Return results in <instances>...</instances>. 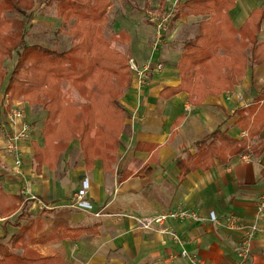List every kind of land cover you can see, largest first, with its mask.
Masks as SVG:
<instances>
[{"label": "crops", "instance_id": "obj_1", "mask_svg": "<svg viewBox=\"0 0 264 264\" xmlns=\"http://www.w3.org/2000/svg\"><path fill=\"white\" fill-rule=\"evenodd\" d=\"M174 2L167 0L166 8ZM156 5L157 1L152 4ZM257 8H264V0H237L229 11L236 29ZM122 16L133 32L130 57L141 66L149 61L161 63L162 69L153 70L144 84L132 76L121 99L129 117L116 161L106 164L99 157L87 168L79 143L74 141L56 166L38 165L34 144L44 145L45 111L23 101L7 99L4 107L0 103L4 124L0 128V188L24 197L15 213L0 214V240L12 247V236L33 220L32 235L31 230L24 235L35 239L29 249L43 256L61 255L64 264H237V246L244 232L211 221L209 215L214 211L220 219L231 214L239 217L246 230L256 226L251 255L243 264H264V213L260 217L257 213L264 193V129L252 140L258 143L254 149L229 161L218 160L213 167L198 169L183 179L177 165L181 155L195 152V144L220 125L234 137L246 134L236 112L264 91V20L258 46L245 51L248 62L249 58L255 62H249L235 89L194 105L188 92L167 99L162 91L181 83L184 44L197 35L182 31L209 16L178 18L174 22L177 29L163 30L157 46L147 40L152 24ZM15 107L24 110L25 119L12 123L8 116ZM24 121L31 124L30 136L18 142V153L11 152L8 136L20 130ZM86 177L90 210L72 207L73 195ZM23 208L28 213L22 216ZM181 209L203 220L169 218L163 224L144 226L155 216ZM12 249L24 251L22 244ZM183 251L189 256H183Z\"/></svg>", "mask_w": 264, "mask_h": 264}, {"label": "trees", "instance_id": "obj_2", "mask_svg": "<svg viewBox=\"0 0 264 264\" xmlns=\"http://www.w3.org/2000/svg\"><path fill=\"white\" fill-rule=\"evenodd\" d=\"M236 2L181 0L177 6L166 8L167 0H160L161 7L174 14L173 22L187 15L209 16L199 22L196 37L184 44L179 63L181 83L165 88L163 97L188 92L192 104L201 105L209 96L233 91L239 84L249 62H255V58L248 62L245 51L258 46L264 8L255 9L245 25L236 29L229 15ZM107 5V0H57L59 13L74 20L70 29L79 38L69 49L58 51L31 44L27 39L28 27L38 10L33 0H0V93L9 100L24 99L30 105H42L46 113L44 145L34 144L38 165L56 166L74 141L79 143L87 168L99 157L106 164L117 159L129 117L121 99L130 86L132 71L128 56L110 47L101 28L108 21ZM9 13L23 17L7 16ZM167 28L170 27L165 26L164 30ZM221 48L223 54L219 53ZM14 55L16 61L8 75L5 60ZM65 81L78 90L84 103L63 93L61 84ZM255 99L236 112L237 122L247 135L234 137L220 125L195 144V152L177 159L180 179L198 169L207 170L218 160L229 161L258 145L252 140L264 129V91ZM23 202L21 193L9 194L0 188V214L15 213ZM30 230L32 235L33 220L12 236V247L0 240V264H64L61 255L43 256L29 249L35 239H26L24 235ZM19 244L23 253L13 252L12 248ZM31 253L35 256H29Z\"/></svg>", "mask_w": 264, "mask_h": 264}, {"label": "rangeland", "instance_id": "obj_3", "mask_svg": "<svg viewBox=\"0 0 264 264\" xmlns=\"http://www.w3.org/2000/svg\"><path fill=\"white\" fill-rule=\"evenodd\" d=\"M35 4V9L37 10V14H35L34 19L32 20L31 25L28 27V41L31 44L38 43L46 47H50L52 49H56L58 51L67 50L72 47L78 40V34L73 32L70 29V25L74 24V20L70 19L67 20L63 15H61L57 9V0H33ZM107 14H108V21L105 24H102L101 28L103 33L110 43V47L122 52L123 54L127 55L130 58L131 51L130 45L132 40L131 31L132 27L128 23L122 14H125L128 18H134L137 22H142L143 24L146 23L147 25H151V29L149 34V38L147 39L150 42L155 43L156 40V33L158 30H164V27H170L169 29H165V31H170L174 28L173 22V13L171 15V21L169 24H166L163 28H158V23L153 22L152 19L157 18L159 22L163 16V14H168L170 11L168 9H164L160 5V0H107ZM157 1L156 6H152L154 2ZM159 3V5H158ZM175 13V12H174ZM7 16H17L22 18L23 16L18 13H9ZM133 25V23L130 21ZM192 25V26H191ZM194 25V26H193ZM198 23L192 22L189 24L182 32L183 34L188 35H195L198 33ZM175 29H177L175 27ZM164 31V32H165ZM167 32H165L166 37ZM193 37V36H191ZM163 40V38L161 39ZM161 42V41H160ZM162 44V43H161ZM121 48L119 49V47ZM16 61V56L14 55L11 58H7L5 60L4 67L9 73L11 72L14 64ZM140 62V61H139ZM135 75L132 72V76ZM61 88L63 93L70 99L75 100L78 103H82L85 99L80 95L78 90L71 85L69 82H63L61 84ZM9 98L5 96L3 93L0 95V103L4 107L8 103ZM11 102L17 103L18 101H24V99H12L9 100ZM28 103V102H27ZM84 103V102H83ZM29 104V103H28ZM9 106V105H8ZM36 109H42V105H31ZM224 129V128H222ZM247 135V131L246 134ZM196 146L193 147V149ZM23 214H27L22 209ZM22 214V216H23ZM18 219V216L16 217ZM6 242V241H4ZM20 247V244L15 247ZM23 248V247H22ZM15 253H21V251L12 250ZM29 256H35L33 253L29 254Z\"/></svg>", "mask_w": 264, "mask_h": 264}, {"label": "built area", "instance_id": "obj_4", "mask_svg": "<svg viewBox=\"0 0 264 264\" xmlns=\"http://www.w3.org/2000/svg\"><path fill=\"white\" fill-rule=\"evenodd\" d=\"M180 1L181 0H175V2L172 4L173 7L177 6ZM171 15H172L171 12L165 15L163 14L159 22L157 21V18L152 19V21L158 23V28L159 27L163 28L166 24H169V22L171 21ZM161 39H162V31L161 29H159L156 35L155 46H157L160 43ZM129 67H130V70L133 72V74L137 76L139 82L141 84H144L147 82L153 70L162 69V64L161 63L155 64L149 61L145 65L141 66L135 58L130 57ZM8 117L12 123H16L18 120L25 119V113L21 107H15L10 111ZM3 125H4L3 123H0L1 129H3ZM30 132H31V124L29 122L24 121L22 123L20 130H16L9 134L8 149L11 152L18 153V142L22 139L29 138ZM21 162L22 160L20 156L17 155L16 165L20 166ZM89 190H90V181H89V178L86 177L81 181L80 186L78 187V189L75 191L73 195L72 207L87 209V210L92 209L93 205L87 199L89 196ZM257 213H258V217L262 216L264 213V193L260 196V199L258 200ZM96 214L99 215V212ZM169 218H174V219L191 218L197 221L203 220V218H201L197 213L181 209L177 211H172L167 214L155 216L151 221H149L148 223H145L144 226L150 227L152 223L163 224ZM209 218L211 221L223 224L228 230L235 231V232H244L237 246V255L239 258V261L237 264H243L245 261H247L251 255V242L254 237L256 226H253L252 229L246 230L241 219L233 214L227 216L225 219H220L216 215V213L212 211L209 215ZM182 255L189 256L186 251H183Z\"/></svg>", "mask_w": 264, "mask_h": 264}]
</instances>
